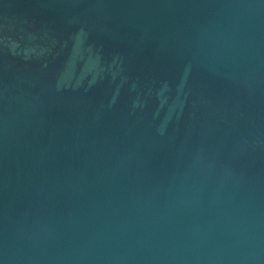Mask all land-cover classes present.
<instances>
[{
  "label": "water",
  "instance_id": "1",
  "mask_svg": "<svg viewBox=\"0 0 264 264\" xmlns=\"http://www.w3.org/2000/svg\"><path fill=\"white\" fill-rule=\"evenodd\" d=\"M0 264H264V0H0Z\"/></svg>",
  "mask_w": 264,
  "mask_h": 264
}]
</instances>
